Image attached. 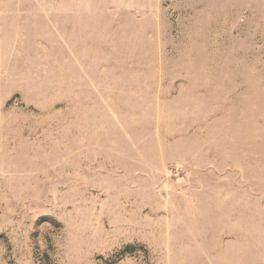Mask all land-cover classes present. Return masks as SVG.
<instances>
[{"label": "rangeland", "instance_id": "1", "mask_svg": "<svg viewBox=\"0 0 264 264\" xmlns=\"http://www.w3.org/2000/svg\"><path fill=\"white\" fill-rule=\"evenodd\" d=\"M0 264H264V0H0Z\"/></svg>", "mask_w": 264, "mask_h": 264}]
</instances>
